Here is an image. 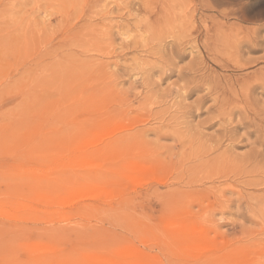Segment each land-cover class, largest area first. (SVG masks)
I'll use <instances>...</instances> for the list:
<instances>
[{"label":"rangeland","instance_id":"1","mask_svg":"<svg viewBox=\"0 0 264 264\" xmlns=\"http://www.w3.org/2000/svg\"><path fill=\"white\" fill-rule=\"evenodd\" d=\"M0 207V264H264V0H0Z\"/></svg>","mask_w":264,"mask_h":264},{"label":"bare ground","instance_id":"2","mask_svg":"<svg viewBox=\"0 0 264 264\" xmlns=\"http://www.w3.org/2000/svg\"><path fill=\"white\" fill-rule=\"evenodd\" d=\"M52 168V167H51ZM33 178V177H32ZM28 179V178H27ZM33 180V179H32ZM55 190V189H54ZM96 195V194H95ZM20 202V201H19ZM27 204H30V203H27ZM25 205V204H24ZM32 205V204H31ZM27 206V205H26ZM32 207V206H31ZM1 208V207H0ZM27 208H28V206H27ZM53 208V207H52ZM29 209V208H28ZM48 209V208H47ZM4 210V209H3ZM6 211H8V210H6ZM12 212V211H11ZM48 212V211H47ZM11 214V213H10ZM65 219V218H64ZM113 221V220H112ZM29 232V231H28ZM49 235V234H48ZM45 237H46V235H45ZM107 243V242H106ZM50 245V244H49ZM44 251V250H43ZM35 253V252H34ZM33 253V254H34ZM39 253V252H38ZM123 255V254H122ZM34 256H35V254H34ZM124 257V256H123ZM125 257H126V255H125ZM131 259V258H130ZM118 260L119 259H116V260H114V259H111V258H105V259H103V262H101V264L102 263H104V264H122V263H120V262H118ZM133 260H134V258H133ZM141 260V259H140ZM101 261V260H100ZM129 262V261H128ZM133 262V261H132ZM125 264V263H124ZM130 264H132V263H130ZM136 264V263H135ZM142 264V263H141Z\"/></svg>","mask_w":264,"mask_h":264}]
</instances>
